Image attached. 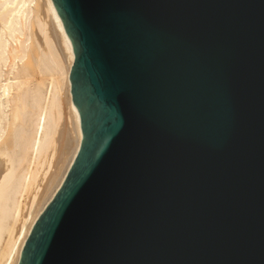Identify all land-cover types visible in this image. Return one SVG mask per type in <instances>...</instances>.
<instances>
[{
  "label": "water",
  "instance_id": "95a60500",
  "mask_svg": "<svg viewBox=\"0 0 264 264\" xmlns=\"http://www.w3.org/2000/svg\"><path fill=\"white\" fill-rule=\"evenodd\" d=\"M82 140L18 264H264V0H52Z\"/></svg>",
  "mask_w": 264,
  "mask_h": 264
},
{
  "label": "bare ground",
  "instance_id": "6f19581e",
  "mask_svg": "<svg viewBox=\"0 0 264 264\" xmlns=\"http://www.w3.org/2000/svg\"><path fill=\"white\" fill-rule=\"evenodd\" d=\"M40 2L36 13V0H0V264H18L82 140L72 45L52 0Z\"/></svg>",
  "mask_w": 264,
  "mask_h": 264
},
{
  "label": "rangeland",
  "instance_id": "374dc122",
  "mask_svg": "<svg viewBox=\"0 0 264 264\" xmlns=\"http://www.w3.org/2000/svg\"><path fill=\"white\" fill-rule=\"evenodd\" d=\"M42 5V3L40 2V0H36V7L38 8L37 9V11H36V13H39V11H40V9H41V12L40 13H42V8L40 7ZM35 26V25H34ZM33 26V30H34V32H35V27ZM37 36H39V34L37 33ZM49 37H51L50 39L52 40L51 41V44H52V42H53V46L55 45V49L57 50V54H59V56L60 57H62L61 59H64L65 61H66V58H63L64 56H65V53H64V51H63V49H61V47L59 48V49H57L58 48V46H56V45H58V43L56 42V44H55V41H56V39L54 38V35L52 34V32H49ZM45 44V43H44ZM41 45H42V47H44L43 46V44H42V41H41ZM45 46H46V44H45ZM46 48V47H45ZM60 49L62 50V55H61V53L59 52L60 51ZM46 50H47V48H46ZM64 53V54H63ZM60 147V146H59ZM64 151H66L65 150V148H61V150H60V148H59V151H58V159H59V155L60 154H62Z\"/></svg>",
  "mask_w": 264,
  "mask_h": 264
}]
</instances>
